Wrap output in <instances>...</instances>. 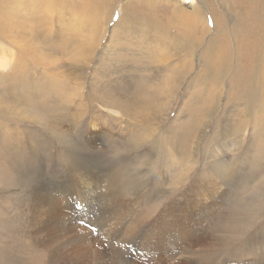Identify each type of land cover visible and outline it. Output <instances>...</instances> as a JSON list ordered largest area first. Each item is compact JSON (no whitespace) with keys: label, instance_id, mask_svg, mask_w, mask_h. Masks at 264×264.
Returning <instances> with one entry per match:
<instances>
[{"label":"rangeland","instance_id":"rangeland-1","mask_svg":"<svg viewBox=\"0 0 264 264\" xmlns=\"http://www.w3.org/2000/svg\"><path fill=\"white\" fill-rule=\"evenodd\" d=\"M26 1L0 0V16H3L0 26L11 30L12 21L20 22L21 28L30 32V45L35 44L28 52L19 53L17 48L28 47V41L19 36L13 38L9 33V43L0 40V55H3L0 60H7L6 67H0L3 74H0L1 250L9 248L17 237L30 244L42 243L32 238L31 225L32 218L36 219L32 195L41 190L40 194L49 191L60 200L61 221L67 227L61 241L64 251L76 245L85 250V245L76 238L82 232L98 231L103 236L97 243L89 242V248L97 256H91L87 264H104L115 257L109 253L117 252L112 236L120 226L101 225L103 213L111 207L118 206L116 210L122 212L118 216L131 220L138 218L143 207H152L153 221L179 220L185 215L183 212H188L198 222L220 219L221 223L227 222L224 215L229 206L238 195L243 200L249 197L252 188L261 183L260 175L264 172V166L256 169L254 154L264 136H251V132L263 134L264 130L256 123V117H264V105L258 102L264 98V45L256 46L252 58L251 49H243L244 40L237 39L243 34L247 37L246 44L249 42L247 28L250 21L259 19L264 0ZM194 1L202 6V18L196 21L188 15ZM27 19L29 21H25ZM43 30L47 31L44 42L39 40ZM33 32L37 33L33 35ZM195 35L199 37L197 41H194ZM226 36H229L228 42L223 41ZM209 41L221 44V57H226L224 62H230L217 88L215 82H208L213 72L205 71L221 68L218 53L216 55L207 45ZM210 49L211 52L204 51ZM13 54H22L23 60ZM14 61L26 62L31 67L28 75L27 71L21 74H25L23 77L27 76L29 82L19 77L15 81ZM235 65L237 78L251 76L254 71L252 92L250 87L243 91L236 81ZM23 83L31 87L27 100L17 97L23 92L18 90ZM64 89L68 96L60 92ZM114 102L127 112L115 111ZM186 130L189 134L185 135ZM240 134H244V138ZM180 136L183 138L179 139ZM80 153L86 155L88 163L107 168L121 165L127 175L134 176L137 189L129 190L134 194L113 198L108 194L91 193L92 185L88 191L83 190L75 173ZM157 157L162 158L164 164L148 175L145 171ZM213 166H221V173L211 172ZM134 170H138V174L135 175ZM201 174L204 176L201 182L209 193L198 191L193 183ZM132 179L126 180L129 183ZM150 189V194L146 195ZM215 189L217 194L221 193V200L210 192ZM180 204H186L183 211L177 208ZM242 209L240 205L236 207L237 212ZM118 221V217L112 220L113 223ZM258 224L264 225L261 221ZM70 226L72 228L68 229ZM135 230L129 240L117 237L119 245H115L126 249L118 254L123 263L111 261L108 264L138 260L135 255L141 253L140 246H147L153 239L149 241L144 235L143 240L140 234L143 231ZM204 240L209 243L212 237L206 235ZM188 242L194 249L200 247L191 240ZM182 247L179 244L174 252L171 248L151 252L144 260L146 264H199L200 260L184 252V247L191 246L184 242ZM40 249L35 245L30 253L40 252ZM250 249L249 254L240 251L233 254L232 249L226 254L221 251L220 261L224 259V264L257 263L256 255L264 248ZM2 256L4 261L0 257V264L20 261L18 255L17 259Z\"/></svg>","mask_w":264,"mask_h":264},{"label":"bare ground","instance_id":"bare-ground-1","mask_svg":"<svg viewBox=\"0 0 264 264\" xmlns=\"http://www.w3.org/2000/svg\"><path fill=\"white\" fill-rule=\"evenodd\" d=\"M29 1H33V0H27L26 2H29ZM175 2H177V0H175ZM263 3L264 2H262V4ZM25 4L28 7V4L27 3H25ZM201 7L202 6H201V4L198 1H194V2H192V9L190 11L191 14H188V13L187 14L191 18H193L195 21L198 20V19H201L202 18ZM210 9H212V8H210ZM127 11H129V10H127ZM212 11L215 13L214 8H213ZM261 12L262 13L258 17L259 19L257 20V22L252 20V21H250L251 23H249L248 28L246 27L247 31H248L247 33L250 34V37H248L249 42L246 44V38L247 37H245L243 34L241 35V37H237V39L239 41L244 40L243 49H245L246 51H248L249 48L251 49L252 53H251L250 56L252 58H253V55H254V52H255L254 51L255 48H257L256 46L257 45H264L263 44V41H264V8L263 7H261ZM258 13H259V11L257 12V14ZM0 17L2 18L3 16L1 15ZM25 21H29V20L27 19ZM21 22L24 23V21H21ZM40 22L44 23V20H40ZM216 22H215V24H216ZM4 23H5V21H4ZM218 23L219 22H217V24ZM201 24L204 25V19L201 20ZM12 25H14V26H12L13 29H11V30H7L6 29L7 26H5V25H2L3 27L0 26V40L9 43L11 40H10V37L8 36L7 33L12 34L13 38L19 36L20 38H22V39H24V40L29 42L28 43V47L26 46V47L20 48V49L17 48L19 50V53L28 52L35 45L34 43H32V45H30V39H31L30 37L31 36H30L29 30L22 29L21 26H20L21 25L20 22L12 21ZM193 27H194V25H193ZM26 31H27V33H24ZM161 31H163V30H161ZM20 32H22L23 34H26V36H28V37L24 36ZM37 32H33L32 34L35 35L34 33H37ZM46 32L47 31H45V30L40 32L41 33L40 34L41 38H39V40L42 39V41H43L45 39V41H46V39H47V33ZM6 36H8V37H6ZM198 39H199V37L197 38V35H195L194 41H197ZM233 40H236V39H233ZM223 41H227L228 42L229 41V36H226L225 38H223ZM43 42H40V43H43ZM15 43H17V42H15ZM43 45H44V43H43ZM191 45H193V44H191ZM194 45H195V42H194ZM207 45L209 46V48L212 47V51L216 52V55L218 53V58L220 59L219 60V66H221V68H218V66H217L214 69L212 68V70H210L211 68H206V70H205L206 72H209V74L211 72H213V76H212L211 79H208V82H215V87H216L217 85L219 86L221 76L223 75L224 70L229 68V63L230 62H224L226 57H224V56L221 57V51H219L221 49V47H220L221 44H218V42L214 43V41H209L207 43ZM39 46L40 45H38V47ZM196 47H198V46H196ZM40 48L41 47H39V50H40ZM260 48H261V46H260ZM204 51L211 52V49L210 50H204ZM2 52H4V51L2 50ZM237 52L240 53L241 49H239ZM31 53H33V51ZM26 54H28V53H26ZM41 54H43V53H41ZM207 55H209V54H207ZM1 56H3V55H0V57ZM13 56H15V58L16 57H20L19 60L20 59L23 60L22 54H19V55L13 54ZM34 56H36V54ZM38 56H36V57H38ZM52 56H53V53H52ZM252 58H251V61H252ZM34 59H36V58H34ZM260 59L261 58H259V60ZM24 60H26V58H24ZM185 60H187L186 57H185ZM15 61H14V63H15L14 68L12 66L14 63L12 65H10V67L12 66L11 68H13V71H14V69L16 71L15 72L16 75H14L15 81L19 77L20 79H22L21 81L26 82L27 81V79H26L27 76L23 77L25 74L23 76L21 74L24 73L25 71H27V73L26 72L25 73L28 75V72L31 69V67H28L26 62L23 63V62H15ZM251 61H250V65L252 66ZM30 62H31V60H30ZM41 62H42V60H41ZM43 62H45V61H43ZM11 63H12V61H11ZM37 63H36V65H37ZM46 63L48 64V61ZM52 64H54V63H52ZM6 65H7V60H2V61L0 60V67H4V66L6 67ZM202 66L206 67V65H202ZM43 69H45V68H43ZM47 70H48V68H47ZM248 70H249V67L247 69V73H248ZM17 73L20 74V76ZM0 74H2V73H0ZM233 75L236 77V81L238 82V84H241L243 91L246 92L248 90V87H250V90H249L250 92H252L254 90V82H253L254 71L251 73V76L250 75H248V76L245 75L244 78H242V79H241V77L237 78V67L235 65V69H234ZM198 80H199V77H198ZM205 80H202V81H205ZM256 80H257V78H256ZM27 82H29V81H27ZM45 83L47 84L46 81H45ZM28 85L29 84H27V83H23L22 84V87L20 89H18V90H20V91L23 90V92H25V93L21 92V93H19L17 95V97L19 96L20 98H23L25 100L28 99L29 91L31 89V87L28 86ZM53 85L56 86V81H54ZM59 86H60V84H57V88H59ZM263 86L264 85L262 84V88H263ZM256 89L257 88H255V92H256ZM65 91H66V89H64L63 91H60V92L65 94ZM217 91H219V90H217ZM263 91H264V89H263ZM66 95L68 96V94H65L64 96H66ZM42 97H43V95H42ZM30 98H31V96H30ZM38 98H39V94H38L37 99ZM258 102L263 107L264 98L263 99H259ZM16 104L18 105V103H16ZM23 105H22V107H24ZM112 106L117 109V110H115L117 112H119V111L120 112L124 111L125 113L127 112L124 108L120 107L118 102H114L112 104ZM130 108L131 107H129L128 109H130ZM29 109H30V107H29ZM29 111H28V113H29ZM30 114L31 113H29V115ZM137 115H138V117L140 116L139 114H137ZM262 115H264V114H262ZM36 116H37V118L39 117L38 115H36ZM259 117H256V123L258 125H260L262 128H264V117H261V118H259ZM258 120H259V122H258ZM196 129L198 130V127H196ZM188 130H186L184 132L185 135L189 134ZM243 135L244 134H240V137L244 138ZM254 135H257L258 137L264 136V130H263V134H261L259 132H256V133H252L251 132V136L253 137ZM146 138H149V136L146 137ZM178 138L182 139L183 137L180 136ZM92 142H94V141H92ZM81 144L82 143H79V145H81ZM83 144H84V142H83ZM240 144H241V142H240ZM89 146H87V147H89ZM85 148H86V146H85ZM168 152L170 153L169 149H168ZM254 154L256 155V158H255L256 169L262 168L264 166V141H263V143H261L258 146V148L256 149V153H254ZM242 155H243V153H242ZM255 155H253V157ZM237 158H238V156H237ZM244 159H245V157H244ZM251 159H253V158H251ZM88 160L89 159L83 153L78 154L77 160H76L75 173H76V176H77V179H78V182H79V186L83 190L88 191L89 185H92V187L90 189L91 193L108 194V196L113 197V198H119V197H123V196H129V194L130 195L134 194L133 190H132V192L129 193V190L131 188L137 189V186L135 185V179H132L134 176L130 175V174L127 175L125 173L126 172L125 169L121 168V165H119L118 167H114L112 165V167H108L107 168V167H104V166H99V165L93 164L92 162L88 163ZM153 161L154 162L152 164H150L148 166L149 168L147 167L148 169L145 171L148 175L153 173V172H155V171H157L159 165L163 163L162 158H159V157L155 158ZM251 161H253V160H251ZM234 162H235V160H234ZM236 162H238V160ZM117 164H119V163H117ZM234 164H237V163H234ZM241 164H243V163H241ZM251 164L252 163H250V165ZM213 167L214 168L211 169V172H213V173H221V166H217V167L213 166ZM0 168H1V166H0ZM139 169H141V168H139ZM128 170H129V168H128ZM223 170H225V168ZM206 171H207V169H206ZM133 172H134L135 175L138 174V170H134ZM227 173H228V171H227ZM131 174H133V173H131ZM223 174H225V173H223ZM237 175L236 176L234 175V177L237 178ZM246 175H245V177H246ZM240 176H242V175H240ZM221 177H222V175H221ZM260 177L262 178L261 179L262 180L261 183L255 185L252 188L253 190H251L249 197H245L244 200H243L242 199L243 197L238 195L237 198L233 201L232 205L229 206V209H228L227 213L224 215L225 218L228 219V221L224 222V223H221V219L218 220V222H214L215 220L214 221H209V222H206V221L198 222L193 217V215L191 213H188V212H183L185 215H183L179 220H177L175 218V219H171V220H163V219H161V221H159V222L158 221H153L154 219H153V214H152L153 212L152 211H154V209L152 207H151L152 209L143 207L142 209H144V210H142V209H141V211L139 210L140 213H138V218L136 220H131L130 217H125L124 215H123L124 217L123 216H120V217L118 216V215L122 214V212H120L119 210H116V208L118 206L106 209L105 212L103 213L102 217H101V219H102L101 225L107 227V225H109V223H110L111 225H119L120 227H117V230H116L115 234L112 236L113 241H114V248L117 250V252L109 253L110 255H115V257H111L109 259V261H104V262L107 263V264L110 263L111 261L123 263L121 261V259L118 257V254L119 253L122 254V253L126 252V249L122 248V247H118V246L115 245V244H118L117 243V240H118L117 237H122V238L125 237V238H127L129 240L132 237H134V234H135V231H136L135 229H138V228H140V230L143 231V232H140V234L143 235V238H144V235H146V238L149 241L151 239H153V240H152L151 243L147 244V246H140L139 251L141 253L139 254L137 252V254L135 255L138 258V260H133V261L130 260V261H127L124 264H146L147 261L144 260V259H147V257H150L151 252L155 253V251H158V250L159 251H167L168 248H171L172 252H174V250L178 249L179 244H180V248H183L182 245H183L184 242L187 243L189 246H191V247H184L185 248L184 252L186 254H188L189 257H193V258H196V259L200 260L199 264H224L225 260L223 258H222L223 261L222 262L220 261L221 260V255H222L221 251H222V253L224 251V253L226 254V253L230 252L229 251L230 249H232V253L233 254H239V251L242 254L243 253H248L249 254L250 251H251L250 248H253V247L255 248V247H260V246H263V248H264V244L263 245H256L255 244V242H258V243H263L264 242V234L262 233L263 230H264V225H259L258 224L259 221L264 223V172L261 173ZM202 178H204V176L202 174L199 175V176H196L193 183H195V186H196L198 191L209 193V191L204 187L203 183L201 182ZM126 179H128V180L132 179V180L128 183L127 182L128 180H126ZM222 179H224V177H222ZM41 191H38L37 193H35V191H34V194L32 195V198L34 200L33 201L34 202L33 208H34V213H35L36 219L32 218L33 222L31 223V225L33 226L32 234H34V236L32 238H34L35 240H40L42 243L30 244V243H27V241L20 240V238L17 237V239L14 240L11 243V246L9 248H7V246L2 248L4 250H1V248H0V257L4 261L2 255H5L4 258H6V256H7V257H10V258H13V259H17V255H18L20 261H18V263H15L14 261H16V260H14V261H12L13 264L14 263L15 264H26L27 261L30 264H76L77 262H83V263L87 264L89 262V258L91 256H93V257L97 256L89 248V246H88L89 242L91 244L97 243V239L98 238H103V236L98 231L97 232H93V231L82 232V233H80L81 236L78 235L76 238H77V241H80L81 243H83L85 245V250H81L76 245L73 249L64 251V248H63L64 246H63L61 241L63 240V237L65 236V232L67 230V227H66L65 224L63 225V222L61 221L63 219V214L61 212L60 200H58L57 196H54V194H51V192H49V191L45 190L46 192L44 194H40ZM217 191L218 190L215 189V190H211L210 192H212V193L214 192L216 195L219 196V198L221 200V193L217 194L216 193ZM150 192H151V189L146 192V195H149ZM232 197L234 198V195ZM29 205H30V203H29ZM239 205H240V208H243V209L240 212H237L236 207L239 206ZM1 206H2V204H1ZM185 207H186V204L185 205L184 204H180V205L177 206V208L179 210H181V211H183V209ZM111 212L113 214L112 216H110V214H109ZM0 217H1V215H0ZM117 217H118V219L120 221L113 223L112 220L117 218ZM207 218L209 219V216ZM27 219H25V220H27ZM122 222H124V223H122ZM194 226H195V228H197V232L196 233H195L196 229L193 228ZM71 228L72 227L70 226L68 229H71ZM5 230H7V229L4 228V231ZM11 231H12V229H11ZM256 232L262 233V235L256 234ZM206 235L212 237V241L211 242H209V243L205 242L204 238L206 237ZM12 236H14V234ZM17 236H19V235H17ZM0 238H3V237H0ZM13 239H15V238H13ZM140 239H142V238H140ZM143 240H145V238ZM188 240H191L193 242V244H195V245L196 244L200 245V247L198 249H194L193 248L194 246L192 244H190L188 242ZM2 241H3V239H2ZM4 241H6V240H4ZM56 242L58 243V245L56 244ZM35 245H38L41 248L40 252H34L33 254H31L30 252L32 250H34ZM16 250L19 251V253L16 252ZM244 250H245V252H244ZM145 253L148 254V256L145 257L144 256ZM23 254L27 255V257H25ZM72 254L74 255L73 257H71ZM194 254L197 255V256H195ZM263 254H264V250L262 252H260V253H257L256 261L257 260H259V261H257V263H254V264H264V255ZM99 255H102V254L100 253ZM154 255H156V254H154ZM223 256H224V254H223ZM25 259H26V261H25ZM237 259H239V258H237ZM0 263H2V262H0ZM10 264H12V263H10Z\"/></svg>","mask_w":264,"mask_h":264}]
</instances>
